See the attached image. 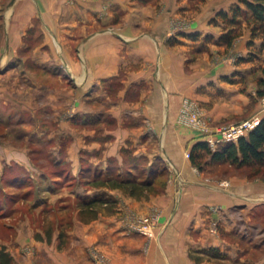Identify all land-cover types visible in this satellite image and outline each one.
Returning <instances> with one entry per match:
<instances>
[{"label": "crops", "instance_id": "crops-1", "mask_svg": "<svg viewBox=\"0 0 264 264\" xmlns=\"http://www.w3.org/2000/svg\"><path fill=\"white\" fill-rule=\"evenodd\" d=\"M14 1L0 39L10 40L15 49L33 26L31 34L42 40L32 50L39 63L16 67L17 95L25 91L29 72L64 76L70 83L64 93L69 104L75 103L80 123L50 131L65 136L64 144L50 143L44 154L33 145L0 140V183L10 189L0 197L5 210L0 233L33 228L32 217L43 210L21 195L24 185L9 173L13 167L38 171L51 160L76 176L82 168L107 167L110 158L145 156L151 162L161 156L170 171L161 193L137 198L118 188L79 186L53 194L52 202L101 190L116 197L112 211L75 225L86 243L96 239L104 247V239L111 241L113 264H264V178L242 174L229 162L196 167L186 152L212 134L177 121L185 98L198 105L212 129L264 112L261 39L250 43L251 30L241 16L232 46L215 42L226 30L216 13L230 16L232 7L245 8L240 0ZM205 35L213 42L204 41ZM31 78L34 94L46 83ZM0 99L8 97L0 94ZM95 103L94 110L89 105ZM151 212L157 216L152 237L129 231L130 216ZM208 247H218L222 256L201 251Z\"/></svg>", "mask_w": 264, "mask_h": 264}, {"label": "rangeland", "instance_id": "rangeland-1", "mask_svg": "<svg viewBox=\"0 0 264 264\" xmlns=\"http://www.w3.org/2000/svg\"><path fill=\"white\" fill-rule=\"evenodd\" d=\"M9 2L11 0H0V35L4 33L7 21L13 17L12 6L15 1L13 0L8 7ZM33 28V26H28L26 33L21 38V44L15 49L11 46L10 40L0 39V75H5L4 73L9 69L14 70L10 76L0 77V94L8 97L6 101L0 99V140L13 144L33 145L39 147L44 154L46 145L50 143L64 144L65 136L59 132L50 131L64 130L69 125H79L80 117L78 116V120L76 119V105L74 102L69 104L68 94L66 96L64 93L68 87L70 88V83L68 86L64 76L59 78L56 76L57 74L52 75L46 70L29 72L30 76L26 80L25 91L17 95L16 76L19 74L16 72L17 65L39 63L32 56V50L42 43V40L31 34ZM7 44L9 48H7ZM33 75L37 76V79H41L40 82L46 83L44 87L35 90L34 94L31 87ZM75 90V88L72 89L73 94ZM89 106L91 108L94 106V110L97 108L96 103ZM96 118L97 116L94 114L92 120H96ZM114 159L113 162L119 169L127 165L124 158L122 161ZM39 166L38 171L19 168L20 171L26 173L23 179H28L32 176V172H35L31 180L25 182L23 192H20L21 195L27 196L26 199H30L31 205L42 204L41 214L35 215L31 219L33 228L29 226L19 233L10 231L0 233V246H3L13 259L11 264H63L68 259L73 264H113L110 240H103L104 247H99L96 239L86 243L87 238L80 227L75 229L76 221L87 222L85 219L90 221L98 216V214L92 218L80 216L76 200L87 194L78 195L72 198L73 200L63 196L61 201L57 200L54 204L51 199L54 197L53 194L60 193L63 189H76L79 186H85L90 191L91 189L96 191L98 188L83 184L80 175H69V168L65 165L54 164L50 160L49 162L44 161ZM39 175L43 178L40 179ZM5 186L0 183V197H4L3 195L10 191V189L4 190ZM34 200L37 201L35 204ZM8 206L10 205L8 204ZM64 207L66 208L64 209ZM3 211L5 210L0 208V216H4L5 212L3 213ZM103 211L107 212L108 210L101 207L99 212ZM47 226L49 230H46ZM106 237L107 235L104 234L103 238ZM242 238L248 240L250 237L245 234ZM235 260L242 261L241 259Z\"/></svg>", "mask_w": 264, "mask_h": 264}, {"label": "trees", "instance_id": "trees-1", "mask_svg": "<svg viewBox=\"0 0 264 264\" xmlns=\"http://www.w3.org/2000/svg\"><path fill=\"white\" fill-rule=\"evenodd\" d=\"M240 2L245 8L240 5L232 7L230 16L228 11L220 10L216 13L224 20L226 30L215 39V42L225 44L226 47L232 46L240 33L238 30L240 17L244 16L252 34L250 43H253L254 37H259L261 39L259 50H262L264 49V0H240ZM212 39V35L203 36L204 41ZM259 82L263 83L264 78ZM259 93L263 94L264 91L260 90ZM189 156L192 163L200 169L210 162H229L242 174L264 178V112L258 124L246 135L239 137L237 141L222 142L215 149H212L205 141H197L192 145ZM113 159L110 158L108 166L103 169L82 168L79 174L82 183L96 188H118L137 198L164 191L170 171L163 157L156 156L149 162L145 156L124 155V162L127 165L122 169L115 166L113 161L116 159ZM19 168L21 167H13L9 169V173L18 177L17 179L24 185L29 180L23 179L26 173L20 171ZM116 203V197L105 190L78 197L76 200L82 218L83 216L84 218L95 217L101 207L112 211ZM201 251L209 256H222L218 247H208ZM12 261L13 259L1 246L0 264H11Z\"/></svg>", "mask_w": 264, "mask_h": 264}, {"label": "built area", "instance_id": "built-area-1", "mask_svg": "<svg viewBox=\"0 0 264 264\" xmlns=\"http://www.w3.org/2000/svg\"><path fill=\"white\" fill-rule=\"evenodd\" d=\"M261 110H264V96L262 97ZM261 114L255 113L240 121L229 122L215 126L214 129L202 117L198 105L185 98L179 108L177 121L181 124L188 125L204 133H211L212 136L207 143L212 149H215L220 143L225 141H237L239 137L246 135L260 121ZM189 156V152H186ZM227 181H222L221 184H226ZM157 224V216L155 213H146L142 215L130 216L127 220V228L129 231L143 234L147 237H152L155 233Z\"/></svg>", "mask_w": 264, "mask_h": 264}]
</instances>
